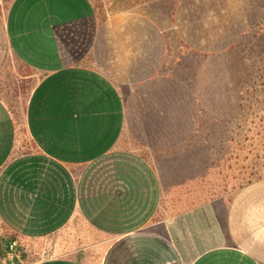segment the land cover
<instances>
[{
	"label": "crops",
	"instance_id": "obj_1",
	"mask_svg": "<svg viewBox=\"0 0 264 264\" xmlns=\"http://www.w3.org/2000/svg\"><path fill=\"white\" fill-rule=\"evenodd\" d=\"M94 12L92 0L0 9V73L17 54L40 74L24 121L0 94V216L39 241L29 264H264V178L227 203L162 208L158 165L122 147L124 100L89 62L94 39L64 43L60 29Z\"/></svg>",
	"mask_w": 264,
	"mask_h": 264
},
{
	"label": "rangeland",
	"instance_id": "obj_2",
	"mask_svg": "<svg viewBox=\"0 0 264 264\" xmlns=\"http://www.w3.org/2000/svg\"><path fill=\"white\" fill-rule=\"evenodd\" d=\"M12 1L0 0L4 14ZM92 2V18L60 29L64 43L85 47L94 39L89 62L124 100L122 147L158 165L162 208L170 200L185 207L206 200L227 203L248 181L264 178V94L263 102L243 106L214 99L210 68L190 58L198 47L208 52L217 36L215 15L197 11L207 0ZM100 13L108 32L101 38ZM39 77L17 54L0 73V94L20 121ZM2 222L0 216V236L7 240L12 234L16 241L2 242L0 264L35 260L39 241L24 240Z\"/></svg>",
	"mask_w": 264,
	"mask_h": 264
},
{
	"label": "trees",
	"instance_id": "obj_3",
	"mask_svg": "<svg viewBox=\"0 0 264 264\" xmlns=\"http://www.w3.org/2000/svg\"><path fill=\"white\" fill-rule=\"evenodd\" d=\"M197 11L215 15L217 36L212 40L211 49L202 53V48L198 47L189 53H192V64L196 62L198 66L204 63L210 68L213 77L210 86L214 90L211 91V88L210 93L215 96L214 99L217 97L234 104L238 101L239 106H243L244 102L245 105L246 102L251 103L248 100L263 102L264 0H207V4ZM98 17L102 18L99 29L101 38L108 33L103 28L107 17L101 16V13ZM1 237L7 246L16 241L12 234L7 240Z\"/></svg>",
	"mask_w": 264,
	"mask_h": 264
},
{
	"label": "water",
	"instance_id": "obj_4",
	"mask_svg": "<svg viewBox=\"0 0 264 264\" xmlns=\"http://www.w3.org/2000/svg\"><path fill=\"white\" fill-rule=\"evenodd\" d=\"M2 248V237L0 236V249Z\"/></svg>",
	"mask_w": 264,
	"mask_h": 264
}]
</instances>
